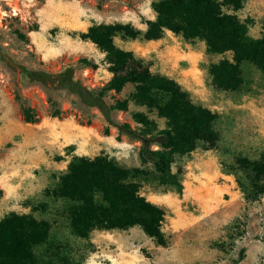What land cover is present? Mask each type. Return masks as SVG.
<instances>
[{
    "label": "rangeland",
    "instance_id": "rangeland-1",
    "mask_svg": "<svg viewBox=\"0 0 264 264\" xmlns=\"http://www.w3.org/2000/svg\"><path fill=\"white\" fill-rule=\"evenodd\" d=\"M156 1L0 0V52L29 70L58 73L69 67L74 80L97 93L112 75L104 55L79 34L93 25L130 24L140 36L136 40L117 36L114 44L160 75L159 66L150 69L157 62L156 48L142 38L145 22L155 18L151 5ZM223 12L244 23L251 38L261 36L264 0H241L240 9L223 7ZM171 41L176 45L172 35ZM188 42L194 46V58L182 59L174 70L177 80H172L193 104L215 114L212 127L218 141L212 147L198 141L192 153L174 156L171 172L181 188L161 184L153 165L139 158L142 142L119 134L97 109L85 106L67 90L27 82L0 59V220L16 213L50 224L47 243L34 249L40 262L64 257L80 264L87 260L96 264H264V194L254 188L252 173L236 165L238 158L264 160V73L244 62L241 87L218 89L209 67L221 59L230 60L231 54H209L202 41ZM133 91L134 85L127 84L119 93L106 92L107 105L128 101L126 111H112L113 122L138 129L132 114L142 112L157 129L164 128L165 120L155 110L132 101ZM21 107L31 110L34 123L25 122ZM99 155L123 168L147 171L130 181L146 200L164 210L165 246H158L139 227L95 230L87 239L71 232L68 208L75 203L53 198L46 191L58 186L72 157ZM57 163L60 167L55 169ZM195 189L199 196L194 195Z\"/></svg>",
    "mask_w": 264,
    "mask_h": 264
},
{
    "label": "trees",
    "instance_id": "trees-1",
    "mask_svg": "<svg viewBox=\"0 0 264 264\" xmlns=\"http://www.w3.org/2000/svg\"><path fill=\"white\" fill-rule=\"evenodd\" d=\"M151 7L155 18L145 22L142 35L145 41L159 40L165 31H169L185 41H202L209 54H231L230 60L221 59L209 67L216 88L238 90L243 83L240 67L244 62L264 73V22L261 36L255 39L248 35L246 25L234 14L223 12V7L240 9L241 0H159ZM140 34L130 24L93 25L79 34L82 41H89L104 55L107 70L112 75L97 93L74 80L69 67L58 73H48L16 65L1 52L0 59L27 82L67 90L85 106L97 109L119 134L142 142L139 158L142 163L153 165L161 184L181 188L171 172L173 158L192 153L198 141L214 146L218 141L212 127L215 114L193 104L174 80L153 74L131 51L120 49L113 42L117 36L136 40ZM127 84L134 85L132 101L155 110L157 116L165 120L164 128L157 129L142 112L132 114V120L140 125L138 129H132L127 123L113 122L112 111H126L128 101L117 100L107 105L103 98L108 91L119 93ZM15 99H20L18 92H15ZM21 111L26 123L36 121L31 110L21 107ZM104 132L108 134V129ZM152 145L158 148L152 149ZM236 165L252 173L254 188L257 193L264 194V184L258 185L264 180V160L238 158ZM146 174L147 171L139 168H123L106 155L92 159L74 156L66 173L59 178L58 186L46 193L75 203L68 208V219L71 232L77 238L87 239L95 230L125 231L139 227L158 246H165L161 230L164 210L146 200L138 185L130 181ZM49 232L47 221L31 215L11 213L3 218L0 220V264H80L64 257H59L56 262L39 261L34 249L47 243Z\"/></svg>",
    "mask_w": 264,
    "mask_h": 264
},
{
    "label": "crops",
    "instance_id": "crops-1",
    "mask_svg": "<svg viewBox=\"0 0 264 264\" xmlns=\"http://www.w3.org/2000/svg\"><path fill=\"white\" fill-rule=\"evenodd\" d=\"M171 35L174 36L176 45H174L171 41ZM148 43H150L151 46L156 48L155 56L157 57V62L155 63V65L151 66L150 69H156L155 67L159 66L161 68L159 72L160 75H163L170 79H174L175 81L177 80V78L175 77L174 70L178 68L179 64H181V60L187 59L192 61L194 58V56L192 55V50L194 48L193 44L188 41H185L180 35H174L169 31H165L161 39L156 41H149ZM55 167V169L59 168L60 164L57 163ZM20 178H22L21 175ZM24 182V180L18 182L19 184L16 185V190H18L19 187L21 188V184ZM6 183L7 185H9V182ZM9 187L11 189L14 188L13 186ZM194 195H200L198 189L194 190ZM83 264H96V262L93 260H87Z\"/></svg>",
    "mask_w": 264,
    "mask_h": 264
}]
</instances>
